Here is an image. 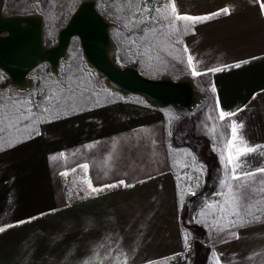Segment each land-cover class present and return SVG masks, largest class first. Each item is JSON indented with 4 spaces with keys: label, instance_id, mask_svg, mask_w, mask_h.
Wrapping results in <instances>:
<instances>
[{
    "label": "crops",
    "instance_id": "0c3cea01",
    "mask_svg": "<svg viewBox=\"0 0 264 264\" xmlns=\"http://www.w3.org/2000/svg\"><path fill=\"white\" fill-rule=\"evenodd\" d=\"M175 3L179 13L188 15L230 10L187 31L181 26L171 37L170 45L179 49V76L170 77L188 89L185 112L114 102L61 119L59 107L41 105L50 111L34 109L36 119L28 122L34 130L5 125L0 133V225L46 215L0 235V264H112L110 250L126 253L128 264H191L197 238L185 224L204 232L200 242L210 249L206 264H214L213 252L221 264H264V212L257 213L258 222L231 228L239 239L218 233L208 226L211 217L200 215L224 176L219 157L230 135V122L217 118V97L224 111L244 108L231 119L243 122L241 134L251 146H264V14L256 0ZM189 53L201 75L192 74ZM241 61L249 63L233 66ZM225 65L233 67L206 72ZM213 124L215 134L208 131ZM204 144L206 159L216 165L210 173L200 154ZM260 153L264 148L248 158L253 167L262 163ZM82 163L90 166L87 174L77 169L61 175ZM85 178L94 186L121 179L135 186L86 195ZM206 187L211 191L201 194Z\"/></svg>",
    "mask_w": 264,
    "mask_h": 264
},
{
    "label": "snow or ice",
    "instance_id": "6c2138e0",
    "mask_svg": "<svg viewBox=\"0 0 264 264\" xmlns=\"http://www.w3.org/2000/svg\"><path fill=\"white\" fill-rule=\"evenodd\" d=\"M256 2L260 5L261 14H264V0H256ZM116 12L118 13L117 18L123 22V28L127 29L128 36L126 38L130 42V50L135 47L137 48L136 55L145 56L149 59H152L154 56L159 58L158 53L161 50V46L171 44V37L181 32V26L187 31L189 25L195 26L221 13L230 14V10L227 7L205 16L181 14L177 10L175 0H164V2L152 0V4H149V0H119ZM161 37L163 39H160ZM176 43H180V41L177 39ZM141 48L142 50H140ZM184 52L188 53L186 45L184 46ZM193 61L194 58L189 53L187 55V64L192 74L194 76L201 75L202 73L196 70ZM244 63H249V61L237 62L233 66L240 68ZM233 66L225 65L224 67L209 68L206 72L217 73L223 71L224 68ZM83 83V79L79 77L75 83L71 80L66 84L57 81L55 90L45 94L43 100L40 102H34L31 98L32 94H30L28 99H13L10 97L7 106L0 105V133L5 131V125L8 129H19L23 125L25 130H34L29 129L28 126L29 121L36 119L34 109H39L41 113L49 112L50 107L41 108V103L46 102L51 107H58L61 100L67 102L78 90H81ZM86 90V88L83 89V91ZM211 90L213 92L216 91L214 85ZM83 91H81V95ZM253 99H255V95ZM246 107L247 105H245ZM216 110L218 114L217 118L220 122L225 120L230 122V135L219 157L223 165L224 176L219 180L218 190L205 200L200 215L211 217L208 226L214 227L218 233L226 232L229 236L239 239L238 233H233L231 228L237 226L243 227L252 222H258L261 217L257 213L264 212V209L260 207L261 204H264V179H257L258 177H264V153H260L262 163L254 167L248 159L252 154L257 153L259 149L264 148V146H251L241 134V130L244 127L243 122L231 119L233 116L238 115L239 112L244 111V108H239L235 112L224 111L220 108V101L217 97ZM208 119L211 121L213 117L209 115ZM206 127L208 126L206 125ZM208 131L215 134V124L208 127ZM220 135L223 136L224 133H220ZM86 147L91 148L92 145ZM59 157L65 158L64 153H60ZM50 159L56 160L57 157L53 156ZM107 159L110 161L111 157ZM194 162L195 157L193 156ZM182 166L188 167L189 165L184 164ZM89 167L88 163L78 164L76 168L61 172V175L67 177L70 172L74 173L77 169H83L85 174H87ZM104 174L107 175V171ZM185 176L189 180L192 179L191 177H187V174ZM178 178L184 179L185 177ZM82 182L86 185V195H99L105 189L130 188L135 186L123 179L100 186H94L91 178H85ZM140 182L142 183L143 181ZM187 187L190 194L195 195L191 184ZM51 211L55 212L57 210L53 209ZM44 215L46 213H41L38 217H29L27 220L16 221L14 224L0 225V235L5 234L13 227L31 223ZM184 239L187 246V236ZM212 255L214 264H221L219 256L215 252ZM108 258L111 259L112 264H128V256L122 250L116 251L114 254L110 250ZM100 264H102V261Z\"/></svg>",
    "mask_w": 264,
    "mask_h": 264
},
{
    "label": "rangeland",
    "instance_id": "374dc122",
    "mask_svg": "<svg viewBox=\"0 0 264 264\" xmlns=\"http://www.w3.org/2000/svg\"><path fill=\"white\" fill-rule=\"evenodd\" d=\"M118 3L119 0H0V17L6 20L20 19L23 26L28 25L26 18L37 19L40 23L42 45L50 49L58 45L60 33L71 19L80 10L89 7L105 23L107 42L104 49L112 64L120 69L135 68L145 77L156 76L157 78L152 80L157 81L172 80L171 75L178 77L179 67L176 63V60H179L178 48L170 44L163 45L158 53L159 58L154 56L152 59L136 55L135 47L130 50V42L126 38L127 29L123 28L122 20L117 18ZM149 4H152V0H149ZM8 34V30L0 31V37ZM165 53L171 58L165 57ZM78 77L84 81L82 88L67 102L60 101L58 107L61 119L69 114L114 102L143 104L156 109L170 110L176 114L181 112L173 105H154L140 93L115 89L109 79L90 63L78 35L70 38L56 63L40 61L20 81H15L14 76L0 66V105L7 106L10 97L28 99L30 94L34 102H40L45 94L55 90L57 81L66 84L71 80L75 83ZM84 88L87 90L83 91ZM41 105L49 104L45 102Z\"/></svg>",
    "mask_w": 264,
    "mask_h": 264
},
{
    "label": "water",
    "instance_id": "95a60500",
    "mask_svg": "<svg viewBox=\"0 0 264 264\" xmlns=\"http://www.w3.org/2000/svg\"><path fill=\"white\" fill-rule=\"evenodd\" d=\"M25 20L27 26L21 25L20 19L0 17V31H9L7 36L0 37V66L14 76L15 81H20L40 61L56 63L70 38L78 35L90 63L109 79L115 89L140 93L154 105L169 104L181 112L187 110L189 92L184 84L152 80L135 68L120 69L109 61L104 49L107 42L105 23L89 7L80 10L71 19L61 31L58 45L50 49L42 45L39 21L32 18ZM191 201L188 200L187 205Z\"/></svg>",
    "mask_w": 264,
    "mask_h": 264
},
{
    "label": "trees",
    "instance_id": "16d2710c",
    "mask_svg": "<svg viewBox=\"0 0 264 264\" xmlns=\"http://www.w3.org/2000/svg\"><path fill=\"white\" fill-rule=\"evenodd\" d=\"M208 148L209 147L206 144H204L203 149L201 150L200 154L202 157L205 158V160H207V163L209 165V173H210L215 168L216 165H215V162L213 160L210 161V160L206 159L207 154H209ZM211 159H213V157H211ZM210 191H211V189L206 187L203 190V192H201V194L208 193ZM185 227L197 238V241L194 244V252H193L191 264H206L210 249L200 242L204 237V232L200 228H198L197 226L192 225V224L191 225L185 224Z\"/></svg>",
    "mask_w": 264,
    "mask_h": 264
},
{
    "label": "bare ground",
    "instance_id": "6f19581e",
    "mask_svg": "<svg viewBox=\"0 0 264 264\" xmlns=\"http://www.w3.org/2000/svg\"><path fill=\"white\" fill-rule=\"evenodd\" d=\"M158 103V102H157Z\"/></svg>",
    "mask_w": 264,
    "mask_h": 264
}]
</instances>
